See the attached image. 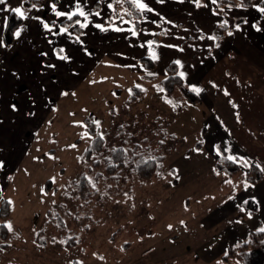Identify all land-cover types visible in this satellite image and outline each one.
Returning a JSON list of instances; mask_svg holds the SVG:
<instances>
[{
  "label": "rangeland",
  "instance_id": "obj_1",
  "mask_svg": "<svg viewBox=\"0 0 264 264\" xmlns=\"http://www.w3.org/2000/svg\"><path fill=\"white\" fill-rule=\"evenodd\" d=\"M23 1L6 0L0 15L8 17L15 7L25 9ZM98 1L101 19L112 21L107 1ZM115 7L118 19L122 15L136 20L135 12L129 17L120 5ZM145 15L147 21L141 22L147 26L153 17ZM103 34L104 58L62 91L67 95L54 102L26 154L6 178L0 200L12 202L4 223L13 230L4 242L7 248L0 247V264L223 263V252L217 255L215 249L222 239L234 244L249 231L251 218L240 211V204L253 197L264 201V182L245 190L246 168L240 164L232 177L214 171L219 139L212 138L208 128L214 126L220 134L224 130L226 137L218 143L231 148L228 155L264 168V71L258 58L230 51L212 63L202 87L207 93L213 88L214 99L220 101L215 109L221 122L214 123L212 109L202 103L189 105L178 87L168 95L158 89L157 80L164 76L160 59L151 72L157 80L150 81L139 73L140 64L134 62L135 69L122 67L114 58L116 52L108 49L111 33ZM1 40L5 43L2 35ZM134 50L135 55L148 56L147 46ZM132 56L129 52L122 61ZM54 76L52 82L60 83ZM132 87L143 93L129 101ZM84 119L98 121L94 128L104 136L105 151L89 161L83 157L91 143L84 135ZM113 147L124 149L128 159L108 175L104 161ZM139 156L157 160L159 171L140 179L134 172ZM258 228H264V221L254 229ZM197 248L216 252L207 261Z\"/></svg>",
  "mask_w": 264,
  "mask_h": 264
},
{
  "label": "crops",
  "instance_id": "obj_2",
  "mask_svg": "<svg viewBox=\"0 0 264 264\" xmlns=\"http://www.w3.org/2000/svg\"><path fill=\"white\" fill-rule=\"evenodd\" d=\"M106 1L107 3L112 2V0ZM260 1L255 0L251 6L245 8L232 7L231 10L225 5L221 7L224 8V12L213 15V12L217 11V5L211 4L210 0H201V3L206 4L207 7L200 8H197L192 0H184L183 3L177 2V0H165L164 3H158L157 0H146L150 7L154 9V12L151 13L153 18L150 24L144 26L140 21L138 28L143 31L135 37L127 31L115 32L109 29L107 32L111 33V46L108 49H113L116 52L114 58L120 60L122 67L135 69L133 68L134 62L138 63L139 67L141 65L142 70L141 68L138 69L144 77L145 72L151 73L155 69L156 63L153 61L154 69L152 71H146L138 60L140 57L150 58L149 50L147 51L148 56H143L138 55V53L135 55L134 49L141 48L140 45L142 44L144 47H148L147 41L151 40L154 42L153 45L160 56L161 62H163L164 76L166 66L174 60H180L183 67L177 65L178 73H185L182 80L189 89L190 86L203 89L202 82L211 73L212 63L215 64V61L224 58L225 54H229L230 51L244 58L257 57L258 67L264 71V14L253 7V5L260 6ZM75 2L76 0H43L42 5L36 9L32 7L22 8V10L27 11L29 18L21 20V24L16 28V30L23 29L21 37H14L10 45L0 48V162L4 164V167L0 168V198H2L1 192L6 186L8 174L15 170L22 156L26 154V150L36 135L40 123L49 117L50 108L53 107L54 102L63 93L62 91L65 88H71L75 81L85 77L87 72L95 67L96 62L104 58V50H107L101 45L105 39L104 34L94 26L90 25L88 30L69 29V32L78 33L83 31L85 33L81 36V40L84 42L82 47L74 42V37L53 35L45 31L38 21L31 19L33 16H39L49 23L56 20L53 32H58L59 27L69 22L66 18H56L51 12V4L56 3L57 10L68 12L74 10ZM81 3H85V0H81ZM86 4V11L99 10L95 7V5H99L98 0H86ZM113 8H116L115 4H113ZM29 9L30 11H28ZM107 10L108 12L112 11L108 8ZM224 13H227V15ZM112 14V21H114L115 26L125 29L133 27V22L122 23L115 12ZM160 16L172 23L161 22L157 19ZM101 18V16L90 17L93 24L102 23L107 27L106 21ZM6 19L7 14L0 15V40ZM225 20L228 21L226 26L228 31H232L233 35L228 36L227 31L218 43L219 47H215V41L208 40L206 37L212 35L213 29ZM245 20H247V23H244ZM152 21H156V23H152ZM158 24L159 26H157ZM236 24L241 26L238 31L235 29ZM253 24H256L262 30L257 32L252 27ZM161 32L167 34L159 35ZM200 36H204L205 39H200ZM180 37H183V39H180ZM154 38H156V41L153 40ZM49 40L52 41L51 44L48 43ZM167 44L183 48V51L159 46ZM60 48H64L65 54L71 56L69 62H62L57 59L54 53ZM84 48L87 49V53H90V55L85 53ZM42 52L47 53V55H40ZM129 52L133 55L131 61L129 59L125 62L122 61L127 58L125 55H128ZM48 63H54L57 67L55 69L43 67ZM14 72L19 74V79L13 75ZM53 75H55V79L60 78V83L52 82ZM161 79L157 80L154 76L153 80H148H157L158 84ZM29 92L37 98L35 105L28 99ZM213 92L212 88L209 93L203 90L197 95L200 98V104L202 103L212 109L214 114H212L210 120L215 123L221 122L215 109L218 107L216 104L220 101L214 99ZM13 103L17 105L18 111H12L10 105ZM29 110L34 112L35 115H28ZM208 130L212 132V138L219 139L218 142L222 137H226L224 130L220 134V131L214 126L209 125ZM230 141L229 139V143ZM222 143L223 141H221ZM223 146L225 147V145ZM227 149H229L227 152L231 153V148L228 147ZM262 182H264V178L258 184ZM255 202L257 211L251 215L249 231L241 235V239L233 240L237 243L231 244L232 241L230 240V244H227L222 239L220 247L215 249L217 252L214 250L207 252L197 248L198 252H201L207 261L209 260L208 255H214V252L217 255L222 252L224 254L229 247L241 243L252 229L254 230L264 221V201L259 202L255 199Z\"/></svg>",
  "mask_w": 264,
  "mask_h": 264
},
{
  "label": "trees",
  "instance_id": "obj_3",
  "mask_svg": "<svg viewBox=\"0 0 264 264\" xmlns=\"http://www.w3.org/2000/svg\"><path fill=\"white\" fill-rule=\"evenodd\" d=\"M255 0H244V3L246 7L251 6L254 3ZM43 3V0H24L23 5L27 7H32V4H36L37 7L41 6ZM236 5L240 3V0H219V7H223L227 4ZM260 6L264 7V0H261L259 3ZM26 7V8H27ZM218 11V8H216ZM14 13L11 12L7 19L6 24L2 32V36L5 40V45H10L14 40L13 33L15 32L16 28L21 24V19H19L17 16L13 15ZM136 19L139 16L138 13H135ZM133 25L135 24V27H139V23H136L135 21H132ZM228 31V27L226 28H220L219 26H216L213 31L212 35L215 34L220 37L218 41H215L216 43H219L222 37L225 35V33ZM8 37L6 40L5 37ZM156 41V38L153 39ZM144 67L146 71H152L154 69V62L150 58L146 57H140L138 60ZM147 79L153 80L154 76L146 74L144 76ZM159 87L158 89H163V94L168 95L174 91L176 87L180 89L181 94L186 99L187 103L189 105H198L200 104V98L199 96L191 91L183 82L182 78L178 75V67L174 63H169L165 68V76L159 81L158 83ZM131 97L130 100H133L136 98L139 93H143V90L138 87H132L131 88ZM83 124L85 125V130L87 134L91 137V143L90 145L85 148L83 157L86 161L91 160L92 158L99 157L100 153L103 150V144L104 140H100L99 137L96 136V133L98 132L95 130L93 123L88 120L84 119ZM203 129V128H202ZM204 129L201 131V134L203 135ZM217 145L220 146V152L221 155L218 156V159L213 164L214 171L218 173H223L228 177H232L236 175L239 172V166L238 163H233L232 161H229L226 159L228 155L227 151H224L225 147L217 143ZM200 144H196L194 146L195 149H199ZM117 152L110 153V157L107 158V161H104L106 172L108 175H112V173L119 168L123 166V163L127 161L128 156L127 152L122 148H117ZM147 163H144V162ZM249 166L245 167L246 170L242 175V181L243 184L247 183L249 185H256L259 182H261L264 178V172L260 170V168L257 167L256 163H253L249 161ZM93 167H98V162H94L92 164ZM160 164H158L157 160L154 159H145L142 156H139L136 158V163L134 166V172L140 179H148L152 177V175L159 171ZM84 176H81L80 180V193H82L83 188V182H84ZM248 200V204H244L243 202L240 204V207L244 209L246 214L249 216L253 215L257 211V204L253 201L252 198L246 199ZM10 214V204L6 199L0 200V247L2 249L7 248V244L4 243L5 240H7L9 231L7 228L3 227L5 225L4 220L9 217ZM71 243L72 242H68ZM225 252H227V255L225 253L221 256V261L228 262L229 260H235V264H264V233L258 232L257 229H254L249 232L247 237L239 243V247L232 246L229 247ZM220 262V264H223ZM71 264H78L77 262H72Z\"/></svg>",
  "mask_w": 264,
  "mask_h": 264
},
{
  "label": "snow or ice",
  "instance_id": "obj_4",
  "mask_svg": "<svg viewBox=\"0 0 264 264\" xmlns=\"http://www.w3.org/2000/svg\"><path fill=\"white\" fill-rule=\"evenodd\" d=\"M158 3H164L165 0H157ZM177 2L183 3L184 0H177ZM192 2L195 4V6L197 8L200 7H207L206 4H202L201 0H192ZM6 3V0H0V5H3ZM210 3L213 5H217L218 11H214L213 15H219V13L224 12V8L219 7V0H210ZM113 4H118L120 5L121 9L123 10L124 15L132 17L135 13H138L139 16L136 19V23H139L141 20L147 21V16L145 15L146 13H153L154 9L152 7H150V5L146 2V0H112L111 3L107 4V8L112 10L113 12H115V9L113 8ZM124 5H128L127 8L124 7ZM87 7L86 4V0L85 3H81V0H76L75 2V8L73 11H60L57 10V4L56 3H52L51 4V12L54 14V16L56 18H66V20L69 23L64 24V26L59 27V31L58 32H53V28L56 26V20H52L50 23L46 22L44 19H42L39 16H33L31 17V19L36 20L39 22V24L42 26V28L53 34V35H61V36H68L69 38H73L74 37V42L77 44H80L83 47L84 42L81 40V36L85 35V33L83 31H79L77 32H69V29H79V30H84L89 28L90 25L94 26L96 29H98L101 32H106L109 29L115 31V32H129L131 33V36L135 37L137 36L140 32H142V29L136 28L135 24L133 25V27L131 28H121L118 26H115L114 21L109 20V22L107 23V27H105L104 24L102 23H95L93 24V21L90 19V17H100L101 13L99 10H89L86 11L85 8ZM226 7L229 8V10H231L232 7H237V8H245L246 5L244 3V0H240V3L236 4V5H231L230 3L226 5ZM253 7L256 8L257 11H259L260 13L264 14V7H260L258 5H253ZM32 8L36 9L37 5L36 4H32ZM12 12H14L16 14V16L21 19V20H25L28 19V15H27V11L22 10L21 7H15L10 9ZM39 11V9H37ZM30 11V9L28 10ZM225 15H227V13H224ZM79 17V18H77ZM119 19L122 23H132V21L130 20H124V16H119ZM160 21L163 23H172L171 21L166 20L163 16H160ZM152 23H156V21H152ZM244 23H247V20L244 21ZM228 24V21L225 20L222 23L219 24L220 28H226ZM159 26V24L157 25ZM240 24H236L235 25V29L238 31L240 30ZM252 27L257 31H261L262 29L260 27H258L256 24H253ZM23 29H17L13 35L16 38L21 37V33H22ZM167 34L166 32H161L159 33V35H165ZM228 36L233 35L232 31H228L227 32ZM200 39H205L204 36H200ZM180 39H183V37H180ZM206 39L211 40V41H218L220 39L219 36L213 34V35H208L206 37ZM49 44L52 43L51 40L48 41ZM154 42L149 40L147 41V45H148V49H149V56L150 59L152 61H157L160 59V56L157 54L155 48L153 47ZM161 47H167V48H176L178 51H183V48H179L176 45H172V44H167V45H159ZM6 47L5 43L3 40H0V48ZM140 47H144V45H140ZM215 47H219V44L216 43ZM84 51L86 54L90 55V53H87V49L84 48ZM57 57L58 60L62 61V62H69L71 60V56L68 54H65V49L64 48H60L57 52L54 53ZM40 55L42 56H46L47 53H40ZM172 63L176 64V65H180L181 67H183V65L181 64L180 60H174ZM43 67L48 68V69H55L57 67L56 64L54 63H48L46 65H43ZM14 76H16L17 79H19V74L17 73H13ZM149 75H155L154 73H149ZM178 75L181 78L185 77V73L184 72H180L178 73ZM213 87H217V85L213 84ZM190 90L193 91L196 94H199L203 91V89L196 87V86H190ZM131 92V89L129 90ZM160 91H163V89H160ZM225 95H229V93L225 90ZM62 95H67V93H62ZM28 99L30 100V102L35 105L36 103V97L33 96V94L31 92L28 93ZM167 103H172L171 101H166ZM231 103V101H230ZM234 108L237 107L234 103L232 105ZM12 111H18V107L16 104H11L10 105ZM30 116H34L35 113L32 112L31 110H29V112L27 113ZM237 119H239L238 113H237ZM93 123L99 125L98 121H93ZM85 126V125H82ZM85 136H87V133H84ZM96 136L99 137V139L102 141L104 140V136L102 133L97 132ZM201 143H203V141H200ZM216 154L219 156L221 155L220 152V146L219 145H215L214 146ZM196 151H199L198 149H194ZM111 152L115 153L118 150L116 148H111L110 149ZM224 151H229V149H224ZM227 160L232 161L233 163H238L240 164L241 167H248L249 166V160L244 158V157H237V156H233V155H229L226 157ZM144 163H147L146 161ZM4 164L3 162H0V168H3ZM257 167L259 168L260 166L257 165ZM262 172H264V168L260 169ZM87 178V177H86ZM92 181L89 179V183H91ZM226 183H231V181H226ZM95 185H93L94 187ZM249 187H252V185H249L247 183L244 184V188L245 190H247ZM229 199H233V197H229ZM253 201L255 202V198H252ZM248 200H244L243 203L244 204H248ZM9 204H11V201H8ZM239 207V206H238ZM240 211H244V209L242 207H240ZM249 218H251L250 214H249ZM239 223V221H237ZM3 227L7 228L8 231H12V225L10 223L3 225ZM171 227V226H169ZM258 232L264 233V228H258L257 229ZM63 243V241H62ZM237 247H239V244L236 245ZM225 255H227V252H225ZM219 264V262H218Z\"/></svg>",
  "mask_w": 264,
  "mask_h": 264
}]
</instances>
